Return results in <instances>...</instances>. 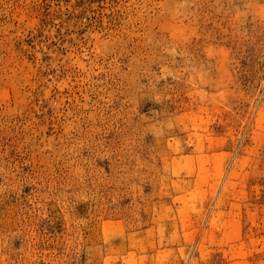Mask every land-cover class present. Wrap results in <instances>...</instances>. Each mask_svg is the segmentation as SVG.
<instances>
[{
	"label": "rangeland",
	"instance_id": "obj_1",
	"mask_svg": "<svg viewBox=\"0 0 264 264\" xmlns=\"http://www.w3.org/2000/svg\"><path fill=\"white\" fill-rule=\"evenodd\" d=\"M0 264H264V0H0Z\"/></svg>",
	"mask_w": 264,
	"mask_h": 264
}]
</instances>
